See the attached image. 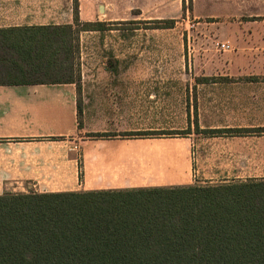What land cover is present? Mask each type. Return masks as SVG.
<instances>
[{
  "label": "crops",
  "instance_id": "crops-1",
  "mask_svg": "<svg viewBox=\"0 0 264 264\" xmlns=\"http://www.w3.org/2000/svg\"><path fill=\"white\" fill-rule=\"evenodd\" d=\"M74 17L73 0H0V29L73 25ZM81 67L80 90L76 83L0 85V195L264 178V162H251V137L264 132H248L264 128L250 122L264 115V80L200 82L192 129L187 92L147 89L146 75L113 74L103 60ZM179 116L181 125L171 123Z\"/></svg>",
  "mask_w": 264,
  "mask_h": 264
},
{
  "label": "trees",
  "instance_id": "trees-1",
  "mask_svg": "<svg viewBox=\"0 0 264 264\" xmlns=\"http://www.w3.org/2000/svg\"><path fill=\"white\" fill-rule=\"evenodd\" d=\"M147 23L164 29L175 22ZM108 26L80 22L75 12L73 25L0 29V85L76 83L80 90L79 35ZM260 131L264 128L248 132ZM0 264H264V178L5 193L0 195Z\"/></svg>",
  "mask_w": 264,
  "mask_h": 264
},
{
  "label": "rangeland",
  "instance_id": "rangeland-1",
  "mask_svg": "<svg viewBox=\"0 0 264 264\" xmlns=\"http://www.w3.org/2000/svg\"><path fill=\"white\" fill-rule=\"evenodd\" d=\"M182 1L73 0L78 18L101 21L106 11L117 19L105 22L109 29L79 35L75 69L80 74L81 64L103 60L113 74L132 69L146 75L141 80L147 89L187 92L191 109L186 125L193 129L197 90L200 82L205 83L200 79H215L206 83L246 82L247 77L264 80V0H184V7ZM151 20L175 23L172 28L151 29L147 23ZM116 59L137 63L118 66ZM250 122L264 124V115H251ZM171 123L181 125L182 117ZM251 153L253 164L264 162V136L251 137ZM190 155L192 160L197 156V147H190Z\"/></svg>",
  "mask_w": 264,
  "mask_h": 264
},
{
  "label": "built area",
  "instance_id": "built-area-1",
  "mask_svg": "<svg viewBox=\"0 0 264 264\" xmlns=\"http://www.w3.org/2000/svg\"><path fill=\"white\" fill-rule=\"evenodd\" d=\"M226 47H228V45H224V44H222V48H226Z\"/></svg>",
  "mask_w": 264,
  "mask_h": 264
}]
</instances>
